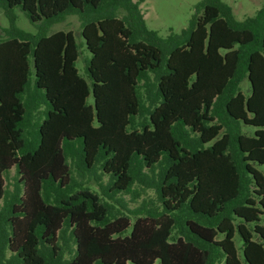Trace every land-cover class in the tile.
I'll return each instance as SVG.
<instances>
[{
	"label": "trees",
	"instance_id": "16d2710c",
	"mask_svg": "<svg viewBox=\"0 0 264 264\" xmlns=\"http://www.w3.org/2000/svg\"><path fill=\"white\" fill-rule=\"evenodd\" d=\"M143 1L0 0V264H264V4L163 37Z\"/></svg>",
	"mask_w": 264,
	"mask_h": 264
},
{
	"label": "rangeland",
	"instance_id": "374dc122",
	"mask_svg": "<svg viewBox=\"0 0 264 264\" xmlns=\"http://www.w3.org/2000/svg\"><path fill=\"white\" fill-rule=\"evenodd\" d=\"M202 0H145L141 3L142 11L145 15L146 24L150 29L157 30L163 37H167L171 32L180 33L184 28L189 26L190 18L195 11V6ZM232 8L235 17L239 20L245 19L247 16H254L257 11L263 6L264 0H223ZM18 14L17 24L21 28L32 33L38 32V27L31 23L26 17L25 13L19 8L16 9ZM8 26V20L5 16L4 10L0 8V27ZM73 30L77 43L80 48V56L77 60V68L81 76H83L89 83L91 80L87 73V62L91 57V52L87 49L85 40L81 35V20L76 15H69L61 22L52 25L51 32L57 30ZM242 90L245 95L250 94V82L246 78L242 84ZM89 102H93V96L88 98ZM254 126L243 124V132L253 134L255 132ZM264 172V165L257 166ZM16 175V170L13 168L5 177V183L12 188ZM98 188V187H97ZM151 197H155L154 191L150 190ZM125 199L129 202L131 208L136 207L141 203L130 200V195H126ZM131 227L128 229V234ZM237 246L240 247L241 242L239 235L235 237ZM240 249V248H239ZM241 251V249L239 250ZM245 264V262H244Z\"/></svg>",
	"mask_w": 264,
	"mask_h": 264
}]
</instances>
